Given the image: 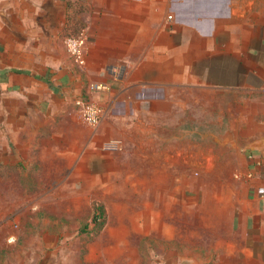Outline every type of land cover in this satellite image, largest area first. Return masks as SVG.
<instances>
[{
    "label": "rangeland",
    "instance_id": "374dc122",
    "mask_svg": "<svg viewBox=\"0 0 264 264\" xmlns=\"http://www.w3.org/2000/svg\"><path fill=\"white\" fill-rule=\"evenodd\" d=\"M134 1L122 17L69 0L52 77L0 94V264H233L241 220L264 213V25L216 0ZM145 10L141 64L140 41L109 40Z\"/></svg>",
    "mask_w": 264,
    "mask_h": 264
},
{
    "label": "crops",
    "instance_id": "0c3cea01",
    "mask_svg": "<svg viewBox=\"0 0 264 264\" xmlns=\"http://www.w3.org/2000/svg\"><path fill=\"white\" fill-rule=\"evenodd\" d=\"M102 1L106 0H92V8L97 6L94 11L101 13V6L106 7V5L99 4V8L98 3ZM138 1L142 2L143 0ZM193 1L197 5L201 1L212 0ZM216 1L220 5L219 9L223 12V18L230 20L239 18L247 6L252 13L254 21L252 25L260 27L264 25V15H261L264 14V0H238L235 7L232 5V0ZM110 2L116 3L115 8L122 6L116 13L123 17L127 13L128 6L137 1L109 0V4ZM68 3L69 0H0V94L6 90L19 92L21 82L26 80V75L31 76L33 81H36L40 76L41 80L45 82H48V79L52 77L54 71L52 68L58 66L57 54L54 52L59 49L62 43L63 32L67 33ZM174 3L183 5L184 1L174 0ZM187 3L192 4V1L189 0ZM109 8L111 9V5ZM198 8L196 6L195 10ZM140 12L142 14L143 11ZM203 14L196 15V17H201ZM143 17L146 19L144 28L141 26L138 31L137 28L133 30V28L124 25L119 30L114 29L115 35L109 40L112 45L110 48L114 53L120 50L123 45L126 50L137 48L140 41L141 64L148 55L147 10L140 15V19ZM199 26L202 34L210 33L209 26L205 24H199ZM119 31L126 35L124 40L116 36ZM138 34L141 35L140 39L136 37ZM241 44L239 48L245 49V42H241ZM255 48L260 47L256 46ZM38 58L40 59L39 63ZM38 64L42 67L41 71L36 68ZM47 66L50 69H47ZM43 86L48 88L45 83ZM241 222L243 233L237 235L235 247L237 250L235 257L239 258L233 264H264V213L259 212L253 218V230L244 232L245 219H242ZM229 250L232 252V247H229Z\"/></svg>",
    "mask_w": 264,
    "mask_h": 264
},
{
    "label": "built area",
    "instance_id": "2783aa9c",
    "mask_svg": "<svg viewBox=\"0 0 264 264\" xmlns=\"http://www.w3.org/2000/svg\"><path fill=\"white\" fill-rule=\"evenodd\" d=\"M65 47L66 50L71 57V59L77 63L80 64L84 61V55H85V38L83 35L67 38L65 40ZM86 114L88 117V120L91 123H97L99 119V113L98 110L94 107H87Z\"/></svg>",
    "mask_w": 264,
    "mask_h": 264
}]
</instances>
